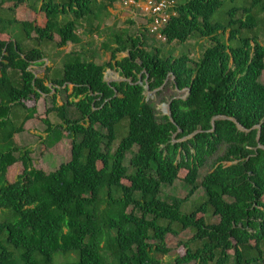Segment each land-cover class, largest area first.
Here are the masks:
<instances>
[{"label":"trees","instance_id":"1","mask_svg":"<svg viewBox=\"0 0 264 264\" xmlns=\"http://www.w3.org/2000/svg\"><path fill=\"white\" fill-rule=\"evenodd\" d=\"M120 1L0 0V10L12 14H0V264H57L71 254L77 258L63 264H161L157 257L171 252L167 237L185 231L191 237L180 243L185 253L175 264H264V45L255 34L243 35L257 27V17L211 24L222 0H183L160 32L170 45L210 39L197 60L149 46L146 31H118L101 45L109 61L98 63L90 48L70 52L52 87L30 70L45 64L44 42L57 53L79 45V30L98 31L95 23ZM22 3L39 20L18 19ZM254 7L264 12V0H251ZM17 23L36 46L25 48L13 36ZM108 69L125 80L108 84ZM169 75L176 90H189L171 99L173 121L146 96V88L160 95ZM55 88L66 95L62 106L50 96ZM43 96L52 100L44 114L29 104ZM16 107L22 116H12ZM53 114L63 124H52ZM39 117L48 133L39 142L53 138L55 146L62 137L57 127L72 140L69 160L49 173L14 141ZM216 117L225 119L213 128ZM123 120L127 127H118ZM17 164L23 169L11 179ZM178 181L188 194L164 197V187ZM198 190L205 201L184 213Z\"/></svg>","mask_w":264,"mask_h":264},{"label":"rangeland","instance_id":"2","mask_svg":"<svg viewBox=\"0 0 264 264\" xmlns=\"http://www.w3.org/2000/svg\"><path fill=\"white\" fill-rule=\"evenodd\" d=\"M183 0H178V2H182ZM223 4L221 8L211 17L210 23L214 24L216 22H220L223 24L228 23L231 19H237L241 18L247 14H252L255 17H257V20L259 21L257 27L248 33H244L243 35L249 36L251 34H255L259 38V42L264 45V12L259 13L262 9L260 7H254L251 8V0H222ZM122 8V7H121ZM25 9V3L20 4L17 7V18L20 20L24 19H35L36 21L39 20V15L37 14H31L30 17H28L27 12H24ZM26 11V9H25ZM113 12L111 15L107 16L104 21L100 24L97 22L95 25H99V30L96 29L92 33H87L85 43H89L90 39L93 40L89 44V50L96 51V61L98 63H104L107 62L110 58V54L105 52L103 48H101V45L104 41H108V39L111 38V34L118 31H124L128 32L130 35L137 33L139 30L144 32L146 29L143 22L138 20H132L130 11L128 10H120L119 12H115V10H112ZM0 14L2 16H5L6 18H12V14L9 10L1 9ZM129 15V16H128ZM120 16H123L124 18L121 19ZM132 21V23H131ZM96 27V26H95ZM11 33L13 36L15 35V38L22 42L24 44L25 48H32L36 46L37 42L32 40H25L24 33L20 30L19 23L13 25L11 28ZM223 40H227V35H222ZM147 37V44L149 46L154 45L157 47H161L163 51H166L167 49H170L171 47L175 50L174 55L177 56L181 54L182 52L187 53L189 57L193 60H197L201 54L209 47L212 46V42L210 39H192L188 41L186 44H166L163 41H158L157 38L148 32L146 34ZM193 38V37H192ZM48 42H44L43 50L47 55V58L51 61H48L47 68H32L33 71L36 73V75L39 76V78H46L47 79V85H51L49 79H59L63 76V65L62 60L64 57L63 55L59 54L58 57H55L54 54L56 53L54 46H50V50L47 49ZM87 49V47H86ZM48 50V51H47ZM63 50V53L69 54L72 51H82L83 49H80V46H72L68 45L67 48L61 49ZM55 51V52H54ZM54 52V53H53ZM65 55V54H64ZM119 56H122L121 54ZM46 59V60H48ZM61 60V63H59ZM45 61H41L43 63ZM54 63V64H53ZM53 64V65H52ZM46 65V63H45ZM44 65V66H45ZM38 66L37 68H39ZM50 70V71H47ZM51 72V73H50ZM47 73V74H46ZM105 79L107 82H114L118 81L120 79L119 73L114 70H107L105 73ZM261 82L264 83V72L261 77ZM173 78H170L167 82L166 87L162 89V92L160 95H157L156 93L150 94L149 92H146V96L149 99L150 102H152L159 113L160 116L167 114V104L171 101L172 98H179V97H185L186 92H179L176 90L173 86ZM38 86V85H37ZM48 86V87H49ZM52 87V86H51ZM55 99L57 104H60V106L64 105L66 102V95L64 93L59 92L58 90L54 92ZM50 95V96H54ZM68 95V94H67ZM30 105H35L36 109H39L41 113L45 111L47 108L52 107V100L46 96H43L42 98L35 99L34 102L31 101L29 103ZM17 112L18 116L23 115V111L16 107L12 111V116L14 115V112ZM45 117V115H40L41 118ZM38 120V123L31 121H28L24 125V130L20 134H17L14 138L15 144L20 148H28L32 150L31 158L33 161V166L39 169H43L45 172L49 173L51 171H54L57 167H59L62 163L66 162L70 158V151H71V143L72 140L68 138L67 133L65 130L61 129L60 127L56 128L55 136H58V132L61 133L62 137L59 140L58 143L55 144V146H52L54 139L51 138V141H47L45 144H42L41 141L39 142V137L47 138L48 136H45V129L46 125L43 123V121ZM20 117L16 124L20 123ZM50 122H59L56 115L49 116ZM72 118H76V115H72ZM60 124H63V122H59ZM127 127V120H123L118 127ZM119 142V139L114 143L113 150L117 147V144ZM130 157L127 158V163L129 161ZM23 167L22 164H17L13 169H11L9 175L11 176V179H16L18 175H20ZM210 170L209 164L208 166H205L201 172H200V179ZM175 188V189H174ZM203 193L202 190L196 191V195L192 197L191 200L187 201L182 208V211L184 213H190L193 209H195L197 206H199L203 201H205V198L199 199L198 197L201 196ZM188 194V189L182 185L181 181H178L175 183L173 187H164L163 189V195L164 197L168 196V198L171 197H185ZM207 221L210 223H214L215 219L211 216L206 217ZM191 237L190 231H185L184 233L180 234L177 237L174 236H168L167 237V246L170 248V253L166 256H158L157 258L160 259L161 264H175V259L177 257H180V255H183L185 253V248L180 244L181 242H185ZM11 251L15 252V256L18 259V263H21L19 259V253L15 251V248L10 246L9 247ZM257 255V253L254 254V256ZM62 259L58 260L57 264H63L64 262H73L74 259L77 258V255L71 254L61 257Z\"/></svg>","mask_w":264,"mask_h":264},{"label":"built area","instance_id":"3","mask_svg":"<svg viewBox=\"0 0 264 264\" xmlns=\"http://www.w3.org/2000/svg\"><path fill=\"white\" fill-rule=\"evenodd\" d=\"M121 4L126 9H135L145 19L148 18L149 32L156 35L157 39L165 40V37L160 32L169 21L171 15L169 10L172 9L176 0H121Z\"/></svg>","mask_w":264,"mask_h":264},{"label":"crops","instance_id":"4","mask_svg":"<svg viewBox=\"0 0 264 264\" xmlns=\"http://www.w3.org/2000/svg\"><path fill=\"white\" fill-rule=\"evenodd\" d=\"M122 7V8H121ZM112 10H115V12H119L120 10H128V11H130V14H131V19L132 20H138V18H139V21H142L143 22V24H144V26H145V30L144 31H146V33H148V25H149V21L147 20V19H145L142 15H140V13L138 12V11H136L135 9H126L125 7H123L120 3H117V4H115L114 5V7L112 8V9H109V14H108V16L109 15H111V13L113 12ZM129 16V15H128ZM120 18L121 19H123L124 17L123 16H120ZM86 29V28H85ZM79 35H80V37H81V43L79 44V45H75V46H80V49L81 48H88L89 49V47H88V45H89V43H91V42H93V40L92 39H90V41H89V43H85L86 41H85V39H86V35H87V32H86V30H83V29H80L79 30ZM87 36H89V35H87ZM69 45H71V44H69ZM68 46V45H67ZM67 46L66 47H64V48H61V49H65V48H67ZM72 46H74V45H72ZM60 49V50H61ZM58 50V54L56 55V57H58V55L60 54H62L63 55V57L65 56V55H67V53H65V51H64V53H63V50L62 51H60L59 49H57ZM73 52V51H72ZM75 52H78V51H75ZM56 53H57V51H56ZM65 54V55H64ZM122 56H118L119 57V59L120 58H123V57H126L127 56V54H125V53H123V54H121ZM48 59V58H47ZM62 60V59H61ZM61 60H60V62L59 63H61ZM109 60H110V58H109ZM108 60V61H109ZM43 61H45L44 63H46V65L44 66V65H36V66H31L30 67V70L33 72V73H35L34 71H33V69L32 68H36V69H40V68H47V66H48V61L49 62H51L49 59L48 60H43ZM54 64V63H53ZM52 64V65H53ZM38 66H40L39 68H37ZM109 70H111V69H109ZM114 71H116V72H118L117 71V69H114ZM51 73V72H50ZM119 73V72H118ZM36 74V73H35ZM36 77L37 78H39V76L38 75H36ZM119 77H120V79L118 80V81H114V82H120V81H124L125 79H123L121 76H120V74H119ZM170 78H171V76H170ZM50 80V79H49ZM105 81H106V79H105ZM107 82V81H106ZM108 84H110V83H113V82H107ZM167 84V83H166ZM46 85H47V83H46ZM47 86H49V85H47ZM52 86V84L49 86V87H51ZM56 89L60 92L61 91V93H63L62 92V90H60V89H58V88H55V90H53L52 91V93H51V95H53L54 94V92L56 91ZM69 92L67 93V94H70L71 93V90H72V85H70L69 86ZM146 92H147V90H146ZM58 106H60V104H58ZM37 111L39 112V109H37ZM40 113V112H39ZM43 114H44V112H43ZM49 116H51L52 117V115H49ZM49 116H48V118H49ZM50 119V118H49ZM34 122V121H33ZM52 124H55V122L54 123H52ZM46 135H48V133L46 132L45 133V136Z\"/></svg>","mask_w":264,"mask_h":264},{"label":"water","instance_id":"5","mask_svg":"<svg viewBox=\"0 0 264 264\" xmlns=\"http://www.w3.org/2000/svg\"><path fill=\"white\" fill-rule=\"evenodd\" d=\"M170 76L171 75H169L168 77H167V79H166V81H165V84L168 82V80L170 79ZM146 90H147V92H149L150 94H154L155 92H150L149 91V89L148 88H146ZM167 109H168V112H167V114L165 113V115H167L170 119H171V121H173L172 120V116H171V112H170V102L167 104ZM219 119H225V117H216V118H214L213 119V122H212V124H213V128L215 127V121L216 120H219ZM234 122H236V121H234ZM236 124H237V126L239 127V129L240 130H242V131H244V128L241 126V125H239L237 122H236ZM257 129H258V142H259V140H260V131H261V126L259 125V126H257L256 127ZM180 132V131H179ZM259 147L260 148H263L260 144H259Z\"/></svg>","mask_w":264,"mask_h":264},{"label":"clouds","instance_id":"6","mask_svg":"<svg viewBox=\"0 0 264 264\" xmlns=\"http://www.w3.org/2000/svg\"><path fill=\"white\" fill-rule=\"evenodd\" d=\"M119 3L121 4V1H120ZM178 3H179L178 0H176V4H175V6H174L172 9L169 10V13H170V14H175V15H171V17L177 15L176 12L174 11V8L178 5ZM121 5H122V4H121ZM171 17H170V18H171ZM146 19H147L148 21H150L148 18H146ZM169 20H170V19H169ZM148 32H149V29H148ZM149 33H150V32H149ZM150 34H151V33H150ZM154 36L156 37V35H154ZM156 38H157V37H156ZM157 40H158V41H162V40H159V39H157ZM163 42L166 43V40H163ZM188 91H189V90H188ZM188 91H185V90H184V92H186V96L188 95ZM179 92H183V91H179ZM186 96H185V97H186ZM182 98H184V97H182Z\"/></svg>","mask_w":264,"mask_h":264}]
</instances>
